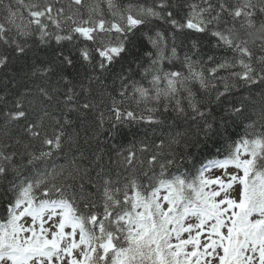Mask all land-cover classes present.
I'll return each instance as SVG.
<instances>
[{
	"label": "snow or ice",
	"instance_id": "1",
	"mask_svg": "<svg viewBox=\"0 0 264 264\" xmlns=\"http://www.w3.org/2000/svg\"><path fill=\"white\" fill-rule=\"evenodd\" d=\"M15 4V9L4 5L6 15L0 22V47L4 48L0 69L24 61L33 49L32 41L41 47L54 41L60 46L54 59L40 65L33 61L31 72L25 75L42 78L58 69L57 84L66 85L63 119L48 111L59 87L28 89L3 112L5 135L11 127L28 137L22 154L28 157L27 166L35 167L54 152H61L65 143L71 144L72 137L65 140V129L72 124L67 114L94 108L91 100L81 102L78 98L81 94L90 96L93 84L104 85L105 77L118 64L121 99L113 97L111 109L117 121L137 119L134 111H121L120 105L126 101L137 107L143 103L150 115L139 118L149 123H159L151 115L158 108L147 107L149 102L163 101L164 111L174 102L178 116L187 117L191 112L193 120L200 119L198 132L205 137L217 131L207 105L213 102V81L220 70L239 65L242 70L231 72L233 77L246 85L264 84V55L254 60V48L264 53V21L257 24L255 19L258 13L264 16V0H217L215 4L193 0L186 3L188 11L182 19H177L172 11L177 5L170 0H155L153 5H121L118 0H68L66 5L61 0H15ZM157 21L169 26L167 35L158 29ZM186 31L210 34L216 47L235 54L233 60L211 67L210 77H206L201 61L186 53L182 62L186 71L166 70L165 62L179 60L177 33ZM141 37L154 51L137 57L133 49ZM192 49L197 50L196 41ZM129 58L147 86L126 83L129 76L124 62ZM213 59L208 57L209 62ZM76 64L85 70L86 83H73L64 74ZM131 71L129 64L127 72ZM220 79L225 80V86L224 91H216L217 103L235 86H230L226 77ZM194 84L206 94L205 100L196 98ZM184 93L187 108L179 98ZM105 94L106 89L101 92ZM0 102L7 104L3 96ZM246 112L243 101L226 109L230 119L244 117L249 121L244 135L232 142L223 159L209 160L191 175L168 172L175 162L168 158L172 146L187 136L177 132L167 144L161 141L155 146L146 161L147 170L141 173L143 181L136 176L125 178L123 184L104 179L101 186L91 185L95 192L84 195L81 184V195L73 192L69 196L67 190L72 186L67 181L74 180L80 171L73 161L67 176L64 169L37 170L34 176L13 184V198L0 222V264H264V104L255 119ZM15 143L20 145L22 140L17 137ZM147 151V147L141 149L142 153ZM16 155L0 147V178L10 171L20 173L24 165L15 163ZM124 163L143 167L145 161L130 152ZM157 166L158 173L154 171ZM216 169L219 175H206Z\"/></svg>",
	"mask_w": 264,
	"mask_h": 264
},
{
	"label": "trees",
	"instance_id": "2",
	"mask_svg": "<svg viewBox=\"0 0 264 264\" xmlns=\"http://www.w3.org/2000/svg\"><path fill=\"white\" fill-rule=\"evenodd\" d=\"M67 2L68 0H61V3L65 5ZM118 2L121 5L129 2L153 5L155 0H118ZM190 2H193V0H170V3L177 5V7L172 9L177 19L183 18L184 14L188 11L185 5ZM195 2L199 3L200 0H195ZM212 3H217V0H212ZM8 4L13 9L16 8L15 0H3L0 3V22L3 21L6 15L4 5ZM255 19L257 24H259L261 21H264V16L258 13ZM155 23L158 29L166 35L170 32L168 25L161 24L158 21ZM220 27H223V24ZM193 41L197 42V50L192 49ZM32 43L33 49L30 50L29 56L24 61H14L7 68L0 69V96H3L7 101V104L0 102V147H4L9 152L15 151L17 153L15 163L17 165H24L20 168L19 174L10 171L7 177L0 178V222L6 217V209L9 201L13 198L14 194L11 190L13 184H19L25 178L34 176L37 170L44 172L45 170L52 171L55 169L59 171L60 169H64L65 176H67L68 172L72 170L74 161L80 171L74 180L67 181L72 186L67 190V194L70 196L75 192L78 197L81 195V184L84 186L83 194L87 195L88 192L96 191L91 187L92 184L101 186L104 179L119 181L123 184L125 178L136 176L143 181L145 177L141 173L147 170L146 161L156 150L155 146L159 145L161 141L167 144L177 132L186 133L187 136L185 139H181L179 144L172 146V156L168 158H174L175 162L168 168V172L172 175H191L197 169L206 165L209 160L223 159L232 142L239 141L244 135L249 121L244 117L240 120L230 119L225 115L226 109L230 108L232 104H239L243 101L247 106L246 116L255 119L261 105L264 104V84L246 85L244 82L233 77L231 72L242 70L237 65L235 68L227 71L220 70L213 81L216 84V89L212 90L213 102L207 105V107L211 108L212 117L210 119L214 117L217 131L209 137H205L202 133L198 132V129L202 127V122L198 117L196 120H193L191 112H189L187 117L178 116L173 110L174 102L169 103L168 111H164L163 101L160 104L149 102L147 107L158 108L151 115L159 121V123H149L146 119L139 118L141 115L145 117L150 115L143 103L137 107L131 100L126 101L120 105L121 111L124 109L134 111L137 119H124L123 122H120L115 119L111 111L112 98L115 97L117 101L121 99L118 95L120 81L116 76L117 73L121 72V66L118 64L113 73L105 77L104 85L98 86L93 84V91L90 96L81 94L78 98L81 102L91 100L96 105L94 108L83 111L82 114L75 112L67 114V118L72 120V124L65 129V140L69 136L72 137L71 144L65 143L61 152H54L50 159L38 162L35 167L27 166L26 161L28 157L22 154L25 152L23 144L27 143L28 137L23 135L19 129L11 127L7 129L8 135H5L3 112L6 108L11 107L12 101L20 93L28 89L34 91L37 85L48 87L50 90L53 87H59L60 91L53 93L54 99L49 102L48 111L61 119L65 116L62 102L64 100V88L66 85L63 82L57 84L59 70L57 69L49 73L47 77L42 78L25 75L26 72H31L33 61H35L36 65L52 61L56 49L60 46H57L54 41L47 47L38 46V41H32ZM215 43V38L207 33L202 34L190 31L177 33L176 47L179 60L173 61L171 64L165 62L164 67L166 70L186 71L182 62L187 53L193 60L201 61L205 76L210 77L209 69L211 67L216 66V64L224 60L231 62L235 55L222 46L216 47ZM171 46L172 42L169 37V47ZM64 48L67 51V44L64 45ZM0 51H4V48L0 47ZM33 51L36 53L35 56L32 55ZM145 51L154 50L147 40L141 37L137 48L133 49V55L141 57ZM193 52H195L194 55ZM261 55H264V53L260 52L258 48H254V60ZM209 56L214 57L210 62L208 61ZM129 64H131V72H127ZM144 64L147 66V58H144ZM255 66L259 67V65ZM84 71V69L80 68L79 64H76L75 67L66 69L64 74L69 79H72L73 83L80 81L86 83ZM124 71L129 76V81H126L129 85L131 81H136L147 86V81L142 78L140 70L136 68L135 63H132L131 58L124 62ZM221 77H226L229 85L235 86L230 87V91L224 97H221V102L217 103L214 99L216 91H224L225 86V80L220 79ZM14 84L15 86H13ZM192 87L198 100L203 101L206 99V94L199 89L197 84H194ZM105 89L108 94L102 96L101 92ZM77 91H79V88H77ZM129 93H131V87H129ZM179 98L187 108L186 93L182 94ZM222 118L224 126L220 127ZM257 129L259 130V125H257ZM17 137L22 140L20 145L15 143V138ZM8 145H11V147H8ZM36 147L38 148L39 145L37 144ZM144 147H147L149 151L142 153L141 149ZM168 151L169 149L165 148V152L167 153ZM130 152L135 153L138 160L142 159L145 161L143 167L138 163L134 166L124 163V157ZM161 159H164V157H161ZM154 171L158 173L159 167L157 166ZM52 196L55 198L56 194L53 193ZM79 206L83 209L82 201Z\"/></svg>",
	"mask_w": 264,
	"mask_h": 264
},
{
	"label": "rangeland",
	"instance_id": "3",
	"mask_svg": "<svg viewBox=\"0 0 264 264\" xmlns=\"http://www.w3.org/2000/svg\"><path fill=\"white\" fill-rule=\"evenodd\" d=\"M213 174L219 175L220 170H214V173H206V175H213Z\"/></svg>",
	"mask_w": 264,
	"mask_h": 264
}]
</instances>
